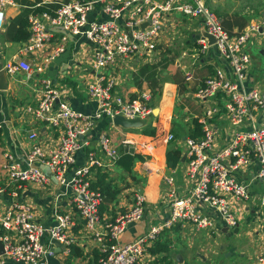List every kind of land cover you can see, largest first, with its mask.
<instances>
[{
	"label": "built area",
	"instance_id": "built-area-1",
	"mask_svg": "<svg viewBox=\"0 0 264 264\" xmlns=\"http://www.w3.org/2000/svg\"><path fill=\"white\" fill-rule=\"evenodd\" d=\"M13 4V0H0V27L5 9ZM172 14L201 19L204 31L214 42L209 44L208 37L202 35L197 40L200 50L204 52L213 45L229 66L230 74L216 68L193 92L200 102V112L194 118L201 135L183 140L187 191L181 195L177 192L175 170L163 176L168 186L165 213L134 240L119 243L118 237L127 224L142 219L146 200L136 192L126 210L115 215L101 214L104 196L99 188L93 187L97 173L110 171L122 151L135 149L131 137L123 138L119 147L107 132H95V127L105 119L112 122L117 115L143 119L153 113L150 92H141L133 98L123 95L109 71L121 59L151 56L159 45L163 21ZM27 21L28 38L3 67L10 74L23 71L28 79L37 75L40 97L24 110L56 131L58 140L45 149L37 132L28 129L26 138L31 145L25 154V165L20 166L11 155H6V186L18 182L44 186L49 176L35 164L41 162L65 187L62 197H67L70 208L65 212L56 210L55 223L46 226L36 219L31 205L11 190L12 200L0 213V264H6L7 259L19 264H47V257L56 246L68 254L73 243L68 233L77 218L98 243L94 264H146L155 259L150 249L164 230L175 226H190L196 231L238 227L232 203L245 205V210L254 209L255 215L262 219L256 230L260 251L242 264H264V87L247 84L251 57L246 50L255 32L264 36V11L259 21L236 33L223 27L221 17L205 0L57 1L52 11L30 12ZM69 35L88 44L90 71L85 92L94 101L88 113L72 107L66 99L68 91L59 88L46 72L49 64L65 51ZM54 37L56 44L52 51L40 63L31 65L27 55L44 53ZM184 80H193L191 71H185ZM220 116L227 121L225 139L220 138L215 121ZM173 140L174 135L169 132L165 141ZM79 152L84 158L81 164L77 163ZM143 153L151 155L148 149ZM247 167H251L250 176L239 178L236 172L245 176ZM4 190L0 187V194Z\"/></svg>",
	"mask_w": 264,
	"mask_h": 264
},
{
	"label": "crops",
	"instance_id": "crops-1",
	"mask_svg": "<svg viewBox=\"0 0 264 264\" xmlns=\"http://www.w3.org/2000/svg\"><path fill=\"white\" fill-rule=\"evenodd\" d=\"M13 1L14 4L5 9L4 19L0 27V187L5 188L3 193L0 194V213L11 202L12 195L10 191L14 190L18 192L20 200L31 205L36 219L42 224L49 226L55 223L54 212L56 210L58 212H65L70 208L67 197H62L65 187L54 179L49 168L41 162H35V164L49 176V181L44 186L25 182H18L13 186H6L7 176L4 165H6L8 162L6 158V155L8 154L13 157V161L15 163H18L20 166L25 165V154L31 145V141L26 138V132L28 129H34L37 132L38 140L45 149H49L57 143L58 133L36 121L31 114L24 110L26 105L36 104L40 97L37 75L35 74L28 79L23 71L10 74L4 70L3 66L7 61L12 59L14 54L19 51L26 41L11 40L8 30L9 27H11L13 20L18 17L24 11V9L32 10L34 7H37L36 4L39 2H45L44 5H48L49 10L52 11L56 7L57 1L60 2L67 0ZM205 1L209 6H211L210 3L212 0ZM212 6L210 8H215V4H212ZM263 11L264 7L262 8L261 13H259L256 17H251L250 15L246 17L243 14H238V16H236L235 14L228 12L224 19L221 18L223 27L229 33H236L241 31L245 26H249L250 24L259 21ZM203 30L204 28L202 26L201 19L196 17L189 18L180 14H172L165 17L163 21V32L160 36L159 45L155 52L157 53V51L161 52L166 50L169 45H173V40L176 39L178 42L176 48L181 51V60H183L179 70H172L173 67L171 66L170 72H164V74L167 76V81H165L163 86L162 95L165 85H171L173 88L172 102L177 96V93H181L183 97H187L191 92L193 93L196 87L202 84V80L210 75L216 68H220L222 71L226 72L227 75L230 74L229 66L221 58L219 52L213 45L208 46L204 52L200 50L201 45L197 40L203 35ZM250 42L258 51V55L255 57L250 55V52L247 50L248 44ZM55 44L56 37L53 38L52 42L48 45L47 50L44 53H40L38 55H27L30 64L35 65L40 63L43 56L50 53ZM248 44L246 46V50L251 57V65L247 84L264 87V36L255 32ZM86 49H88V44L85 40H80L77 39V37L69 35L65 51L58 55L49 64L46 72L48 76L52 77L59 88H64L66 91H68L66 99L72 107L82 112L88 113L91 109H93L94 101L87 96L83 89L84 85L89 79L88 71H90V59L86 55ZM152 56L153 55L149 57H133V60L129 61L132 62V65L129 67L132 71L129 72L128 76L125 78L119 77V74L117 75L112 73L116 82V88L123 95L133 98L139 95L141 92H150L154 87L157 86L158 81L156 74L155 86L151 85L152 81L147 80L148 74L150 72L148 69L153 65H156L157 69L158 66L157 63L152 61ZM126 59L127 58L119 60L114 68L117 67L118 69H121L125 67V65L123 66V63L126 61ZM187 70H192L193 73L195 72L193 74V80L190 82L184 80L183 73H185ZM179 84L181 87L178 89ZM166 93L169 94V97L172 96L171 91H167ZM161 99L159 102H161ZM152 103L155 112L141 119L136 126L125 127L105 119L98 122L97 126L95 127V132L101 130L107 132L115 144L119 145V147L122 145L120 142L123 138L131 137L135 150L131 149V151L128 152L131 154H140L144 157L142 160L134 161L130 172L124 171L117 164L113 166L110 171L105 172V180L110 183L112 188L118 190V192L115 196H112V191L110 194L103 195L104 198L101 204L102 209L100 208L102 215H106L108 213L115 215L118 211H123L129 208L132 205L133 197L136 192L143 195L147 205L142 219L127 224L125 230L118 237L119 243H128L134 240L137 236L144 233L151 223L157 221L156 218H159L162 216L161 214L165 213L168 202V186L165 184L163 176L168 175L175 170V187L177 192L181 195L184 194L188 189V181L185 176L186 147L183 144V140L192 133L194 127L193 119L187 123L184 121V133L179 137L177 145L172 146L168 143L174 142L175 139L170 142H166L165 139L169 132L172 133L174 130L175 132L179 130L178 124L181 125V121L179 123H173V110L171 105L168 121L166 125L163 124V116L168 115V113H162L161 109L159 108L160 103L156 105L154 104L153 100ZM195 105L197 108L199 107L197 103ZM186 110L188 114L195 117V115L200 112V107L198 112L197 110H194L193 107L191 110ZM215 121L217 127L220 130V138L223 137V139H225L228 135V132L226 131L228 129L227 121L221 116ZM152 127H155L156 130L154 136L143 134V130L145 128ZM175 127L176 129H173ZM155 142H158V145L160 146V154L162 158L160 164L161 167L159 170L157 169L158 166L156 167V164L154 163V154L151 153L150 156H147L143 153V150H145L144 147H150V145L155 144ZM218 142L221 143L219 140ZM170 149H178L180 153V158L174 167L167 166L166 154ZM123 153L126 152L122 151L121 155ZM76 157L77 163L81 164L84 159L83 153L79 152ZM250 168L251 167H247L244 169L246 172L245 176L241 177L237 172L236 175H238L239 178L244 179L250 176ZM154 180L156 181L153 183ZM96 181L97 178L95 177V182ZM147 190L150 191L148 192ZM231 206L233 207L236 216L245 220L249 229L253 225V240L258 241V243L254 245L255 250L249 256L254 258L260 251V242L257 239L256 230L259 228L261 221L259 220L258 216L255 215L256 213L254 212V209L249 208L248 210H245V205L239 203H232ZM173 228H176L174 229L176 230L175 232H179L180 234L185 233L187 228L189 230L192 229L190 226H186L185 228L175 226ZM173 228L168 230V232ZM223 228L224 226L222 228L215 227L212 232L227 235L230 241L235 239V236L237 235L233 236L232 233L229 232L230 228L225 231H223ZM99 229L102 231V227H99ZM248 233H250V231H248ZM68 234L71 238H73L72 244L78 246L82 251V256L72 258L71 260L77 262L78 264L87 263V261L93 258L95 253L94 251H97L98 243L96 242L95 238L91 234H87L85 232L83 223L78 218L76 220L75 226L69 229ZM163 234L157 242H166L169 251L171 249V244L167 240V236H165L166 238H162ZM219 248L224 252V245H220ZM151 253L154 254L155 259L146 264H172L170 259H168V262L158 261V259H163L166 253ZM62 256H64L66 259L67 254L64 253L61 247H54L53 254L47 257V264H61L60 259ZM198 257L201 259V264H206L210 261L207 260L208 256H203L200 253H198ZM201 257H203V259ZM194 258L195 257L193 255L192 257L187 255L182 263H186V260L188 262H193ZM177 260L178 262H181L179 256H177ZM217 262H219V260H217ZM6 264L19 263L7 259Z\"/></svg>",
	"mask_w": 264,
	"mask_h": 264
},
{
	"label": "rangeland",
	"instance_id": "rangeland-1",
	"mask_svg": "<svg viewBox=\"0 0 264 264\" xmlns=\"http://www.w3.org/2000/svg\"><path fill=\"white\" fill-rule=\"evenodd\" d=\"M210 3V1H209ZM212 4H215L214 11L217 15H220L221 18L224 19L226 14L228 12H231L232 14H235L238 16V14H243L246 17L250 15L251 17L258 16L259 13H261L262 8L264 7V0H212ZM210 6V7H211ZM213 7V6H212ZM212 9V8H211ZM212 9V10H213ZM234 15V16H235ZM175 39V38H173ZM172 39V40H173ZM173 45H169V47L166 48V50L158 52H155L152 54V61L154 63H157V69H156V76L158 84L156 87H154L150 92L152 95V100L154 104L160 103L159 108L161 109L162 113H168L170 112L171 105H172V121L173 123H179L181 121V125L178 124L179 130L175 132L172 131V134L175 137L174 142H170L168 144L170 145H177L179 137L183 135V123L184 121L187 123L188 121H191L194 117L190 114H188L186 109H192L197 110L196 103L199 104V100L196 99L193 96V93H189L187 97H183L181 93H177V96L173 100V88L171 85L166 84L163 95H162V89L165 84V81H167V76L164 74V72H170V67L172 66V70L176 69L179 70V67L182 65V53L179 51L176 47L178 45V42L173 40ZM176 41V42H175ZM247 50L250 52V55L253 57L257 56V49L254 47V45L250 42L248 44ZM184 59V58H183ZM128 60V61H127ZM130 60H133V58H127L126 61H124L123 66L125 67L118 69L115 67L114 69H111L109 73L119 74V77L125 78L128 76V73L132 70L129 68L132 65V62H129ZM178 66V67H177ZM193 73L192 70H189ZM138 73V72H137ZM182 75V74H181ZM184 76V73H183ZM83 86V85H82ZM181 87L179 84L178 89ZM84 91L85 85L83 87ZM167 91L172 92V96H168ZM182 95V96H181ZM162 96V99H161ZM186 98V99H185ZM161 99V102H159ZM193 105V106H192ZM188 114V115H187ZM174 125V124H172ZM173 129H176L173 128ZM185 129V128H184ZM178 133V134H177ZM79 157V155H78ZM148 191V190H147ZM150 191V190H149ZM148 191V192H149ZM149 194V193H148ZM264 216V215H263ZM262 213L261 216L262 217ZM259 220L262 222V219L259 218ZM264 221V218H263ZM239 225L235 229H230L229 232L232 233L233 236H235V239H232L231 241L227 237V235H223L221 233H214L211 229H204L201 231H196L194 229H188L183 234H180L179 232L176 233L173 228L171 231H163L162 238H166L171 244V249L165 254L166 256L163 259H158V261H167L170 259L172 264H201V259L198 257V253L202 254L203 256H208L207 260H210L206 264H242L248 259L251 258V255L253 251L255 250L254 245L258 243V241L253 240L252 236V228L249 229L248 225L246 224L245 220L243 218H238ZM260 222V223H261ZM247 231V233H246ZM250 231V233H248ZM166 240V239H165ZM237 244V245H236ZM220 245H224V252L222 249H220ZM228 253V255H227ZM231 253V254H230ZM187 255H192L195 257L193 262H188L186 260V263H182V261L187 257ZM244 255V258H243ZM177 256H179L180 261L178 262ZM169 257V258H168ZM190 258V257H189ZM203 259V257H201ZM61 264H67L68 260L62 256ZM219 260V262H217ZM169 262V263H170ZM211 262V263H210ZM70 264H78L77 262L70 260Z\"/></svg>",
	"mask_w": 264,
	"mask_h": 264
},
{
	"label": "trees",
	"instance_id": "trees-1",
	"mask_svg": "<svg viewBox=\"0 0 264 264\" xmlns=\"http://www.w3.org/2000/svg\"><path fill=\"white\" fill-rule=\"evenodd\" d=\"M48 7H49L48 5H42V6L34 7L32 10L24 9V11L18 17H16L13 20L11 27H9L8 32L11 36V40H14V41L26 40L29 36V31L27 29V26H28L27 15H28V13H30L31 11L49 10ZM148 71H150V72L148 74L147 80L152 81L151 85L155 86L156 65L151 66V68H149ZM193 122H194V127H193L192 133L189 135V137L197 138L201 135L200 125L197 122V120L194 118H193ZM155 131H156L155 127L154 128L153 127L152 128H145L143 130V134L148 135V136H154ZM174 139H175V137H174ZM151 145H153L155 147V152L153 153L154 158H155L154 163L160 165L161 160H162L161 154H160V146L158 145V142H155V144H151ZM179 154L180 153H179L178 149H170L167 151L166 158H167V166L168 167H174L177 164V162L180 158ZM143 158L144 157L140 154H136V153L131 154L129 152H126V153H123L119 157V159L117 160V165H119V167L121 169H123L124 171L130 172L134 161L135 160H142ZM96 178H97V181L93 183V187L99 188L103 195L104 194H110L111 191H112V193H111L112 196H115L117 194L118 190L112 188L110 183H108L105 180V173H101V172L97 173ZM155 181L156 180H154L153 183ZM151 186H152V184H151ZM152 190H154V189H152ZM100 208H101V206H100ZM69 250L70 251L66 256V259L68 260L67 264H70L69 261L72 258L82 256V251L80 250V248L78 246H76L74 244H71L69 246ZM150 250L153 253H156V252L167 253L168 247H167L166 242L165 243L156 242ZM94 252L95 253H94L93 258L90 259L89 261H87V263H85V264H94L96 262L95 260H96V257L98 255V252L97 251H94Z\"/></svg>",
	"mask_w": 264,
	"mask_h": 264
},
{
	"label": "water",
	"instance_id": "water-1",
	"mask_svg": "<svg viewBox=\"0 0 264 264\" xmlns=\"http://www.w3.org/2000/svg\"><path fill=\"white\" fill-rule=\"evenodd\" d=\"M203 35L208 37L209 44H212L214 42V38L210 35H207V33L203 30ZM155 112V110L153 111ZM141 119L136 118V119H125L119 115L115 116L113 118V122L117 125L125 126V127H131V126H136L140 122ZM227 230V227L225 226L223 228V231ZM0 251L2 252V245L0 244Z\"/></svg>",
	"mask_w": 264,
	"mask_h": 264
},
{
	"label": "bare ground",
	"instance_id": "bare-ground-1",
	"mask_svg": "<svg viewBox=\"0 0 264 264\" xmlns=\"http://www.w3.org/2000/svg\"><path fill=\"white\" fill-rule=\"evenodd\" d=\"M168 116H169V114L168 115H166V116H163V119H162V121H163V124H165L166 125V123H167V121H168ZM145 149H148L149 150V152L150 153H154L155 152V147L153 146V145H150V147L148 146V147H144ZM150 148V149H149ZM156 164V163H155ZM158 166V167H157ZM156 167H157V169L159 170V168L161 167L159 164H156ZM152 169V168H151Z\"/></svg>",
	"mask_w": 264,
	"mask_h": 264
}]
</instances>
